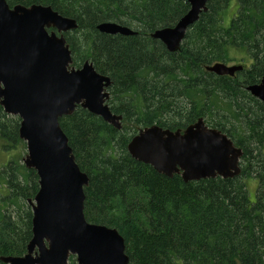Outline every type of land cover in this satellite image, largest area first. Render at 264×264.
Listing matches in <instances>:
<instances>
[{
	"label": "trees",
	"instance_id": "obj_1",
	"mask_svg": "<svg viewBox=\"0 0 264 264\" xmlns=\"http://www.w3.org/2000/svg\"><path fill=\"white\" fill-rule=\"evenodd\" d=\"M7 2L51 6L76 19L78 28L64 33L72 66L90 61L113 82L107 103L122 116L121 129L80 106L60 125L89 178L85 218L122 234L129 264H264V103L242 89L264 76V0H209L208 11L174 53L151 35L173 28L190 10L188 0ZM109 22L137 34L97 30ZM239 52L254 66L244 80L207 71L214 63L236 62ZM201 118L244 150L240 177L186 183L180 174L165 177L128 152L141 128L185 130ZM242 118L245 135L233 125ZM20 122L0 106V258L24 256L33 238L29 200L40 184L22 159ZM69 264H78L77 258L71 256Z\"/></svg>",
	"mask_w": 264,
	"mask_h": 264
},
{
	"label": "water",
	"instance_id": "obj_2",
	"mask_svg": "<svg viewBox=\"0 0 264 264\" xmlns=\"http://www.w3.org/2000/svg\"><path fill=\"white\" fill-rule=\"evenodd\" d=\"M209 0H188L190 10L173 28H160L152 38L163 42L170 53L178 51L190 27ZM78 21L60 15L51 6L36 4L10 7L0 0V106L21 119L20 138L26 143L25 166L38 173L40 189L29 200L33 209V238L22 257H1L5 264H129L122 234L110 227L92 224L85 218L84 189L89 178L76 161L60 119L80 106L117 129L122 116L114 114L107 101L109 76L86 62L72 66L70 46L64 33L78 28ZM97 30L108 35L135 36L127 26L101 23ZM243 67L214 63L207 71L234 76ZM248 91L264 102L262 83ZM128 152L140 163L172 178L181 175L186 183L241 176L244 150L203 118L187 129H162L154 124L141 128Z\"/></svg>",
	"mask_w": 264,
	"mask_h": 264
},
{
	"label": "rangeland",
	"instance_id": "obj_3",
	"mask_svg": "<svg viewBox=\"0 0 264 264\" xmlns=\"http://www.w3.org/2000/svg\"><path fill=\"white\" fill-rule=\"evenodd\" d=\"M239 54V55H238ZM236 55H238V58H237V61H240V60H243V59H245L244 60V63L245 64H252L251 63V60L246 56V54L245 53H243V52H239V53H236ZM235 55V56H236ZM108 102V101H107ZM224 111V110H223ZM251 111L252 112H254V107H251V108H249L248 109V113L252 116V120H254V116H253V114L254 113H251ZM221 114V121L226 125L227 123H228V121H229V114L227 113V112H224V113H220ZM230 123V122H229ZM245 123H246V119H243L242 118V120H239V122H234L233 123V125L234 126H236V127H240V134L241 135H245L244 134V128L241 126L242 124H244L245 125ZM246 130H247V128H246ZM23 145L26 147V143L23 141ZM21 148V150L24 152V156L22 157V159L27 155V147H26V149L23 147V146H20ZM3 155H8V153H5V154H3ZM10 155V154H9ZM24 161V160H23ZM254 161V160H253ZM248 185H249V187H250V189H251V191H253V189H254V187H256V182L255 181H253V180H251V181H249L248 182ZM254 199H255V193L253 194L252 192H251V200H253L254 201Z\"/></svg>",
	"mask_w": 264,
	"mask_h": 264
},
{
	"label": "flooded vegetation",
	"instance_id": "obj_4",
	"mask_svg": "<svg viewBox=\"0 0 264 264\" xmlns=\"http://www.w3.org/2000/svg\"><path fill=\"white\" fill-rule=\"evenodd\" d=\"M251 63H252V61H251ZM224 64V63H223ZM226 65H229V66H231V67H236V66H240V67H243V69L242 70H239V71H237L236 73H235V75L234 76H229V77H231V78H233V79H238L239 81H241L242 79L244 80L245 79V74H248L249 73V71H251L252 69H253V63L252 64H245L244 63V61L243 60H241V61H236V62H233V63H225ZM220 77V76H219ZM263 78H264V76H262V78L260 79V81L258 82V83H255V84H250V85H244V87L242 88V89H244L245 91H247V93H249L254 99H256V100H258L257 98H255L252 94H251V92H249L248 91V87H250L251 85H256V84H260V83H262V80H263ZM260 103H264V102H262L261 100H258ZM200 120V119H199ZM198 120V121H199ZM197 121V122H198ZM205 121V120H204ZM197 122H195V123H197ZM195 123H193V124H195ZM205 124H206V122H205ZM213 129V128H212ZM219 130V129H218ZM227 136V135H226ZM229 138V137H228ZM233 141V140H232ZM237 147V146H236ZM238 148V147H237ZM241 148V147H240ZM242 149V148H241ZM243 150V149H242ZM241 163V162H240ZM241 169H242V166H241ZM241 173H242V171H241Z\"/></svg>",
	"mask_w": 264,
	"mask_h": 264
}]
</instances>
